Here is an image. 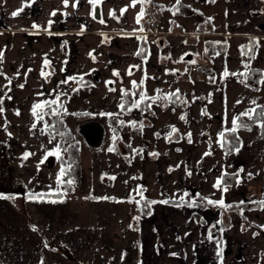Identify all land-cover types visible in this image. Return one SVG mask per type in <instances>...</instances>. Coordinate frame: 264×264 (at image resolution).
Instances as JSON below:
<instances>
[{
  "label": "crops",
  "instance_id": "0c3cea01",
  "mask_svg": "<svg viewBox=\"0 0 264 264\" xmlns=\"http://www.w3.org/2000/svg\"><path fill=\"white\" fill-rule=\"evenodd\" d=\"M98 3L102 17L93 19L89 0H68L67 7L63 0H0V264H264L263 131L259 122L239 128V151L218 142L234 117L264 106V84L254 88L232 75L264 73V0ZM150 10L160 11L159 28L143 33ZM191 61L208 70L192 72ZM81 77L88 82L76 83ZM177 90L179 102L172 96L128 110L142 91L167 97ZM61 91L82 141L80 185L67 196L53 195L60 164L47 153L61 147L45 127L51 115H32L34 104ZM108 113L118 119L108 123ZM129 114L140 155L129 142L112 147L115 134L92 147L80 131L98 120L116 132ZM226 174L234 180L225 182ZM202 198L233 204L226 225L223 207L200 205Z\"/></svg>",
  "mask_w": 264,
  "mask_h": 264
},
{
  "label": "trees",
  "instance_id": "16d2710c",
  "mask_svg": "<svg viewBox=\"0 0 264 264\" xmlns=\"http://www.w3.org/2000/svg\"><path fill=\"white\" fill-rule=\"evenodd\" d=\"M250 79H245L244 81L251 83V86L254 88H258L260 86V83H258L259 80H261V71L259 69H250ZM85 83L88 82V79H82L80 81H76ZM59 95L60 99L57 101V104H54L51 106V108L45 107L44 109H37V113H47L51 115V120L47 124L49 127L46 128L47 132L49 134H56L58 135L60 139V157L58 158L59 164H60V170L61 168L66 169V174L61 177L63 183H61L60 190L53 195L56 196H67V195H74L76 193V190L78 189L80 185V153L82 151V141L81 139L77 136L76 132L73 130V128L70 125L68 115L63 111V103L64 100L67 98L68 94L66 92H59L57 96ZM56 96V98H57ZM160 97L159 95H157ZM155 96V97H157ZM56 98L54 100H56ZM161 100V99H158ZM177 97L174 98V102H177ZM152 101L151 99H146L145 101L142 102V105H145L146 103ZM164 101L162 100V103ZM130 106V99H127L125 101V109ZM57 109L58 114L57 115H52V109ZM261 111L260 107H256V112L257 114ZM76 116H83V113H79ZM44 118V116H43ZM107 122L110 123L111 120H117L118 115L114 116H106ZM241 122L243 124L248 125L249 128H252L254 121L249 120L247 117H241ZM115 124V123H114ZM54 126V127H53ZM244 128V127H240ZM246 129V128H244ZM264 135V131L262 132ZM225 140L227 143L224 144V148L227 151H233L240 143L239 138L237 137V132L236 133H231L227 132L225 135ZM115 141V140H114ZM112 140V142L114 143ZM118 139H116L115 145L110 144L112 147L116 148L117 151H119V147L117 145ZM130 151L134 153V155H140L141 154V148H137L134 145L130 143ZM70 167V171H67ZM71 179L74 180V183L72 185H68L67 181ZM234 180V175H229L226 174L224 176V181H233ZM178 201V200H175ZM200 205H213L209 204L206 200H202L199 202ZM215 205V204H214ZM225 205H231L226 203ZM231 207L225 208L223 207V213L222 214V225H226L227 220H228V213L231 209ZM145 209H143L144 212ZM147 212V210H145Z\"/></svg>",
  "mask_w": 264,
  "mask_h": 264
},
{
  "label": "snow or ice",
  "instance_id": "6c2138e0",
  "mask_svg": "<svg viewBox=\"0 0 264 264\" xmlns=\"http://www.w3.org/2000/svg\"><path fill=\"white\" fill-rule=\"evenodd\" d=\"M63 2H64L65 7H67L68 0H63ZM98 2H100V0H89V3L93 5V9H92V12H91V15L93 16V19L96 18V15H95V6H96V4ZM137 2H138V0H132L131 6L132 7H135V5H136ZM140 2L143 3L144 0H140ZM179 2H180V0H177V4H179ZM77 3H78V0H77ZM24 6H26V5L25 4H22V7L20 9H18L17 11H14L12 13V16L15 17V16L19 15L20 12L23 11V7ZM126 10H127L126 8L125 9H122L121 10V14H123V12L126 11ZM143 14H144V10L142 8L141 9V12L138 13V15H137V18H136L137 23H139V21H140L141 17L143 16ZM52 15H55V12H53ZM110 15L115 16V13L114 12H110ZM100 22L103 23L104 21L101 19ZM49 24H51V21H49ZM33 27L35 28V27H38V26L37 25H33ZM2 57H3V53L0 52V60H2ZM181 59H183V58H181ZM47 63L48 62L46 60L45 61V64H47ZM191 63H195V61H191ZM244 67L245 68H249L250 66L248 64H245ZM0 74H2V73H0ZM44 74L45 73L42 71L41 72V75H44ZM129 74H131V72H129ZM114 75H119V73H114ZM224 75L227 76V75H229V73L227 71H225ZM232 75L244 76L245 79H247V76H246L245 73H239V74L233 73ZM261 75H262V77H264V73H262ZM70 79H72V80L75 81L76 78L75 77H72ZM80 79L82 80L83 78L81 77ZM241 82L243 83L244 81L242 80ZM9 83H10V81H9ZM62 83H67V81H63ZM109 83H111V82H109ZM258 83L264 84V78H262L261 80H259ZM132 85H133V88H136L138 86H142L143 85V80L140 81V84L139 85H137V82L136 81H133L132 82ZM20 87H23V85H20ZM109 90L110 91H114L115 89H109ZM121 91H122V96H128L130 94L127 90H121ZM157 91H159V90H157ZM178 93H179V90H177V92H175V93L168 94V96L167 97H164V98L170 100L172 96H176L177 99H179ZM131 95L135 96L136 93L133 92V93H131ZM160 98L161 97H158V96L157 97H147L146 94L142 91L139 94V100H135L134 99L132 101L131 106H130V108L128 110L130 111L131 108H138L140 106V103L142 101H145L146 99H151L153 102H155L157 99H160ZM59 99H60V97L58 95L57 98H56V100L44 101L43 103H36V104H34L33 107H32V115L34 117H37L38 120H43V116L46 115L47 113L38 114L37 113V109H44L45 107L51 108L52 105L57 104V101ZM0 103H2V101H0ZM238 103H239V101H238ZM252 103H253V105H255L256 104V101H252ZM150 106L151 105H149V107ZM119 107L121 109V112H123L125 110V103L122 101L120 103ZM258 107H260V109H261V111L258 114L256 112V108H250V109L246 110L245 112L240 113L238 116H236V117H234L232 119V121H231L232 127L230 129L226 128V129H224L223 131H221L218 134V137H219V141L218 142L220 143L221 147H223L224 144L227 143V141L225 140V135H226L227 132L236 133L240 127H244L247 130H249V131L251 130V128H249L248 125L243 124L241 122V117H247L249 120H252L254 122H259L258 126L262 129V131H264V106H258ZM17 114H19V113H17ZM57 114H58L57 109H54L53 108L52 109V115H57ZM107 115L111 117V116L118 115V114L108 113ZM181 119H184V117L182 116ZM119 122L121 124L124 123V121H122V120L119 121ZM131 123H132L133 126H135V122L134 121L131 122ZM35 127H36V124L35 123L32 124V128H35ZM45 127L47 128L49 126L45 123ZM141 128H142V125H141ZM175 131H176V129L173 127L172 128V132H175ZM156 135L158 136L159 133H157ZM114 139H115V137H114ZM189 142H191L190 141V134H189ZM109 151H114V148H109ZM236 151H239V148H236ZM209 154L210 153H205V155H209ZM28 155H30V154H25L26 157ZM47 155H55V156H57L59 158L60 157V148H59V145L56 146V149L54 151H49L47 153ZM153 155H156V154L153 153ZM67 171H70V167H69V169ZM65 174H66V169L62 167L61 170H60V173H58V175H57V184L58 185H60L61 183H63V181L61 180V177H63ZM249 175H251V174H249ZM111 178L112 179H115V177H111ZM222 181H223V177L218 178V180H217L216 184L214 185V187L220 188L221 187V184H222ZM73 183H74V180L69 179L67 181V184L68 185H72ZM223 191H227V187L226 186L223 188ZM138 194L141 196V199H144V197H143V190H140L138 192ZM40 195L42 196L44 194H40ZM184 195H187V193H185ZM30 197L31 198H35V195L34 194H30ZM97 199H99V198H97ZM103 199H109V197H103ZM202 199H207V202L209 204H218L219 206L225 207V208L231 207V205H225L223 199H221L219 201H213V200L208 199V198H202ZM181 200H183V197H181ZM129 202H132V201L130 200ZM135 202L136 203H139V201H135ZM146 203L148 205H151V204L157 203V201H146ZM161 203H168V201H161ZM194 203L195 202L193 201L192 204H190L189 206H194ZM241 203H243V202H241ZM258 203L261 204V205H264V200L259 201ZM209 239H212L211 232H209ZM217 255L220 256L221 253L218 251L217 252Z\"/></svg>",
  "mask_w": 264,
  "mask_h": 264
},
{
  "label": "rangeland",
  "instance_id": "374dc122",
  "mask_svg": "<svg viewBox=\"0 0 264 264\" xmlns=\"http://www.w3.org/2000/svg\"><path fill=\"white\" fill-rule=\"evenodd\" d=\"M33 10L36 11V7H33ZM161 95V96H160ZM159 96L161 97L160 99L165 101L166 98H164L165 96L160 94ZM180 99L177 100V102H179ZM183 101V98H182ZM69 118V117H68ZM133 121H136V117L132 114H129L127 116H124V123L123 124H117L118 125V129L116 132H113L112 127H110L109 125L106 124L105 127V138H104V143L107 145V143L110 141V136L111 135H117L118 137V141H117V145L119 148H123L124 147V143H132L133 145H137V144H141V138L138 136L137 131L133 130L132 128V123ZM117 128V126H116ZM123 143V144H122Z\"/></svg>",
  "mask_w": 264,
  "mask_h": 264
},
{
  "label": "water",
  "instance_id": "95a60500",
  "mask_svg": "<svg viewBox=\"0 0 264 264\" xmlns=\"http://www.w3.org/2000/svg\"><path fill=\"white\" fill-rule=\"evenodd\" d=\"M95 15L97 19L102 17L101 8L99 3L95 6ZM191 54H186L183 59H188ZM80 131L85 139V141L92 147H99L103 143L105 137V127L98 120H91L81 125Z\"/></svg>",
  "mask_w": 264,
  "mask_h": 264
},
{
  "label": "built area",
  "instance_id": "2783aa9c",
  "mask_svg": "<svg viewBox=\"0 0 264 264\" xmlns=\"http://www.w3.org/2000/svg\"><path fill=\"white\" fill-rule=\"evenodd\" d=\"M160 24V11L150 10L147 14V19L145 26L143 28V33H156ZM190 70L194 73L206 72L208 66L205 63H191Z\"/></svg>",
  "mask_w": 264,
  "mask_h": 264
}]
</instances>
